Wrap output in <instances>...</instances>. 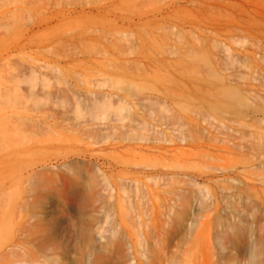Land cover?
<instances>
[{"label": "rangeland", "instance_id": "1", "mask_svg": "<svg viewBox=\"0 0 264 264\" xmlns=\"http://www.w3.org/2000/svg\"><path fill=\"white\" fill-rule=\"evenodd\" d=\"M0 264H264V0H0Z\"/></svg>", "mask_w": 264, "mask_h": 264}]
</instances>
